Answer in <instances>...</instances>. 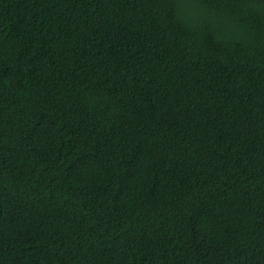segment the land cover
Here are the masks:
<instances>
[{"label":"trees","instance_id":"obj_1","mask_svg":"<svg viewBox=\"0 0 264 264\" xmlns=\"http://www.w3.org/2000/svg\"><path fill=\"white\" fill-rule=\"evenodd\" d=\"M0 264H264V0H0Z\"/></svg>","mask_w":264,"mask_h":264},{"label":"snow or ice","instance_id":"obj_2","mask_svg":"<svg viewBox=\"0 0 264 264\" xmlns=\"http://www.w3.org/2000/svg\"><path fill=\"white\" fill-rule=\"evenodd\" d=\"M177 3H178V0H177Z\"/></svg>","mask_w":264,"mask_h":264}]
</instances>
